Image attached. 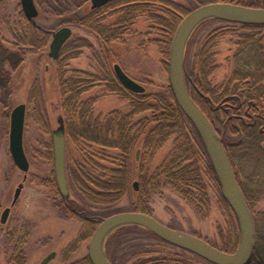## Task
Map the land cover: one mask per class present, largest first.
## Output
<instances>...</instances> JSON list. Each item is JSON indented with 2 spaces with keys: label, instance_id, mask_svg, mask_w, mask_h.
<instances>
[{
  "label": "rangeland",
  "instance_id": "1",
  "mask_svg": "<svg viewBox=\"0 0 264 264\" xmlns=\"http://www.w3.org/2000/svg\"><path fill=\"white\" fill-rule=\"evenodd\" d=\"M87 1L89 0H37L41 10V15L37 18L39 23L49 26L50 29L69 24L74 31V35L69 39L70 43H74L77 39L88 44L82 46L78 58L68 60L65 66L66 76L78 77L80 74L79 77L88 80L100 78L91 92L97 91L98 101L94 115L99 120L101 117L105 118L100 120L101 125H105L106 119L111 115L125 116L135 109L131 99L123 96V93L105 90L106 82L110 81L106 79L112 76L116 78L114 72L116 62L145 86L144 92L134 93H137L141 100L149 96L151 108L143 111L135 110L131 120L135 125L132 135H137V138L128 193L114 203L88 204L85 202L81 186L74 182L73 184L70 180L74 197L83 200L84 210L99 221L115 212L133 210L143 177L148 180L153 178L161 163L172 161L173 155L183 151L180 145L188 140L194 158L199 163L205 191L202 193L194 189L193 197L187 198L180 190L164 182L165 178L161 176L160 188L151 193L147 202L150 214L171 227L197 234L221 249L234 248L235 242L239 241L238 221L234 211L222 196L219 181L211 169L208 153L196 126L190 119L183 121L182 132L170 125L172 128L169 131L172 132L162 141L157 137L160 142H156L155 145L152 140H148L146 133L141 134L138 128L140 117L154 113V110L159 109L157 106L159 99L168 96L169 71L164 64L162 50L153 39L161 40V31L152 30L151 36L143 37L139 33V28H135L130 32L132 33L130 36L127 34L130 26L125 21L121 26L123 36L120 40H116L112 45L102 46L98 38L89 30L76 25L78 15L82 17L89 11L85 7ZM175 1L189 12L202 3L222 0ZM233 1L253 2L264 6V0ZM117 12L119 10L116 8L110 9L106 13L100 12L97 17L103 20L107 14L106 20L110 27L121 25L123 16L121 12ZM27 26L28 21L22 13L20 0H0V264H15L12 256L17 252L15 249L20 238L24 240L20 247L26 255V264H40L52 251L56 252V256L46 264H74L87 255L90 237L81 241L76 250L70 251L72 242L78 237L84 225L80 220L66 216L59 206L62 197L56 185L52 186L51 181L54 175V159L49 156V145L52 144L51 132L45 131L46 128L41 126L36 116L37 112L48 113L53 130L58 125L59 115L63 113L56 77L57 64L48 57L47 45L38 52L17 47L19 44L16 42V36ZM250 32L241 23L217 18L202 20L187 42L186 79L187 73L196 77L203 45L213 39L216 44L209 51L213 62L211 67L214 69L208 76V82L211 88L224 90L232 78L234 55L245 35ZM36 77H40L43 98L29 102L30 90ZM262 81L264 83V78ZM193 99L195 100L194 97ZM21 102L27 103L24 145L30 159V169L19 199L11 207L7 221L2 222V211L11 205L15 189L24 176V172L15 165L9 150L11 112L15 105ZM221 119H225L222 114ZM225 135L228 138L238 139V132L232 127H228ZM219 136L225 138L223 135L219 134ZM255 143L256 140L249 139L248 145H252L249 152L251 158L245 155V159L250 160L249 174L246 173V176L243 174V165L240 163L239 177L242 182V193L246 202L248 199L247 205L250 202L251 207L249 205L248 207L252 215H257L264 221V154L256 148ZM261 144L264 145V142ZM69 147L71 157L78 158V148L73 143H70ZM237 148L232 151L237 152ZM258 164L261 165L259 173L255 170ZM134 182H137V189L134 187ZM122 226L116 227L108 235L105 250L108 238ZM120 236L121 239L120 237L115 239L113 250L117 255V261H122L124 264H214L152 234L120 231Z\"/></svg>",
  "mask_w": 264,
  "mask_h": 264
},
{
  "label": "trees",
  "instance_id": "2",
  "mask_svg": "<svg viewBox=\"0 0 264 264\" xmlns=\"http://www.w3.org/2000/svg\"><path fill=\"white\" fill-rule=\"evenodd\" d=\"M222 1L234 2L233 0ZM236 3L260 6V4L253 2L244 3L238 1ZM111 7H121V10L117 13L124 12L130 19L144 17L148 22L147 29L149 30L146 36H151L152 30L161 31L162 39H153L158 44V48L162 50L164 64L168 69L171 42L178 24L183 16L188 13L187 10L175 0H113L104 8L108 9ZM97 12V10H89L85 15L79 17L78 21L86 29L97 35L102 46L112 45L116 40H120L123 35L117 29L106 25L103 22L105 18L103 20L98 18ZM242 26L251 32L245 35L234 55L232 78L224 90L220 91L211 88L208 82V76L214 69L211 67L213 62L209 51L216 44L213 39L208 40L203 45L199 72L196 77L187 73L191 95L211 119L217 132L225 137L223 141L241 187L242 182L239 177L238 164L241 163L243 165L242 170L245 176L246 173L249 174L250 160L247 161L245 159V155L250 157L249 152L252 148V145H248L249 139L256 140V148L264 154V145L261 144L264 142V83L262 81L264 78V25L242 24ZM38 30L33 23H30L22 31V35L19 36L20 43L26 46L32 44L38 46L36 42L37 36H40ZM149 38L151 39V37ZM82 46H88V44L82 41L75 45L70 43L68 45L69 48H67L69 53L64 59L60 60V65L66 66L68 60L79 56V51H74L73 49ZM62 62L64 63L62 64ZM60 70L57 81L63 113L59 117L63 119L66 129L67 164L70 176L73 177L70 180H72V183L74 182L81 186L86 203L94 205L114 203L125 196L130 189L131 166L134 160L133 151L137 138V135H132V129L135 125L131 123V120L134 117L135 110L143 111L151 108V103L149 104L150 101H148L149 96H146L145 99L142 98V100H145L142 101L137 96V93L125 88L117 78L113 77L105 90L123 93V96L131 99L135 109L125 116L111 115L109 119H106L105 125H101L99 124L100 120H105V118L101 117L99 120L94 115L98 96L89 98L84 96V92L89 90L91 85H84L83 89H80L77 84L79 80L76 77H66V71L64 75ZM99 79L97 77V80ZM32 91L29 102L32 100L38 101L40 97L41 99L43 98L41 86L38 82L34 84ZM68 92L69 94H67ZM159 100V105H157L159 109L154 110V113L140 117L138 127L141 134L146 133L148 140H152L154 145L169 136L168 134L172 132L169 131L172 128L170 125L177 127L182 132L183 121L185 119L189 120L176 101L170 85L168 87V96L161 97ZM221 114L224 116V120H222L223 118L221 119ZM36 116L41 126L46 128L45 131L47 133L52 132L51 119L48 113L37 112ZM247 119L250 121H247ZM228 127L237 130L238 139L228 138L225 135ZM157 137H160V141L157 140ZM187 141L180 145V147H183V151L173 155L172 161L161 163L153 178L148 180L143 177L142 183L140 182V185H142L137 191L133 210L150 213L147 202L151 193L158 191L157 189L160 188L161 176H164V182L180 190L187 198L193 197L194 189L202 193L205 191L199 163L194 158L191 146ZM70 143H73L78 148L77 161L75 157L70 155ZM157 145L160 146L159 144ZM49 147V156L54 159L53 145L51 144ZM234 148H237L238 151H232ZM72 160L74 161L71 163ZM260 166L258 164V168H255L258 173ZM211 169L216 176L212 164ZM53 177L52 180L56 182L54 175ZM52 186L55 185L52 184ZM244 193L246 195L245 190ZM64 197V200L59 204L64 214L80 220L84 225L78 237L71 244L70 251H73L78 248L81 241L93 234L100 221L86 212H79L75 209V206H83V200L75 198L72 190L68 196ZM248 205L251 207L250 202ZM253 217L255 221V244L250 264H264V221L259 219L257 215L253 214ZM118 230L108 238L106 243V253L116 264H124L122 261H117V255L113 250L115 239L118 237L121 239L120 231L122 233L139 231L152 234L164 240L150 229L137 224H127ZM12 238L14 237L12 236ZM21 242L23 243L22 240ZM21 242L16 246V254L12 256V261L15 264H26L27 262L26 255L20 247ZM238 242H235L234 248L223 247L222 249L233 251L236 249ZM74 264L93 263L87 255L80 261L74 262Z\"/></svg>",
  "mask_w": 264,
  "mask_h": 264
},
{
  "label": "water",
  "instance_id": "3",
  "mask_svg": "<svg viewBox=\"0 0 264 264\" xmlns=\"http://www.w3.org/2000/svg\"><path fill=\"white\" fill-rule=\"evenodd\" d=\"M112 0H91L92 7L102 6ZM26 18L35 21L39 8L35 0H20ZM206 18H217L241 24L264 25V6H251L230 1L205 2L190 10L178 24L169 52V82L180 108L196 126L203 139L211 164L219 181L224 200L234 211L239 227V243L232 251L223 250L205 238L171 227L150 213L128 210L112 213L102 219L93 232L88 256L93 264H116L107 255L105 242L108 235L118 226L127 224L142 225L168 243L190 251L214 264H250L255 244V221L242 193L229 153L223 139L219 136L211 119L190 94L185 66V50L188 39L196 26ZM71 26H62L53 31L49 55L57 58L61 48L72 36ZM117 78L122 85L133 92H144L145 86L131 77L119 63L114 64ZM26 103L21 102L12 109L10 117L9 150L15 165L24 172L23 180L15 189L12 204L21 193L30 159L25 150L24 130L26 123ZM55 174L61 194L69 193L66 173L67 139L66 129L61 117L51 132ZM139 151V150H138ZM135 189L138 188L134 182ZM10 206L4 208L1 221L6 222ZM56 255L50 252L40 264H46Z\"/></svg>",
  "mask_w": 264,
  "mask_h": 264
},
{
  "label": "flooded vegetation",
  "instance_id": "4",
  "mask_svg": "<svg viewBox=\"0 0 264 264\" xmlns=\"http://www.w3.org/2000/svg\"><path fill=\"white\" fill-rule=\"evenodd\" d=\"M36 1V4H37V0H35ZM113 1V0H112ZM111 2V1H110ZM110 2H108V3H110ZM108 3H106V4H104V5H102V6H98V7H92V4H91V0H89V1H87V3H86V10H97L98 12H97V16L100 14V12H107L108 10H110V9H115V8H108V9H106V8H104L106 5H108ZM21 5V4H20ZM37 6H38V8H39V5L37 4ZM22 8V7H21ZM116 9H118V10H121V7H117ZM39 15L37 16V18L41 15V10H40V8H39ZM22 13H23V11H22ZM24 14V13H23ZM113 14H116V13H113ZM112 14V15H113ZM24 16H25V14H24ZM79 17H80V15H78ZM122 16H123V19L121 20V25H113V26H111L112 28H115V29H117L118 31H119V33L120 34H122L121 33V26H122V23L123 22H125V21H127L128 23H129V28H128V35H130V36H132V33H130V32H132L133 30H135V28H139V33L140 34H142L143 35V37H145L146 35H147V33H148V29H147V22H146V19L144 18V17H136V18H132V19H130L129 18V16H126L125 14H124V12L122 13ZM26 17V16H25ZM106 17H108V15L106 14V16H105V19L103 20V22H105L106 23V25H108V26H110L109 25V23H108V21L106 20ZM37 18H36V20L35 21H31V20H29V19H27V21H28V25H30V23H33L39 30H38V34L40 35V36H37V44H38V46H36L35 44H32V45H29V46H26V45H24V44H21L20 43V40H19V36H21L22 34V31L24 30H22V31H20V33L16 36V42H17V44H19L17 47L19 48V49H28L30 52H38V51H40V50H43V48L47 45L48 46V57L49 58H52L53 60H55V62H56V64H57V66H56V77H57V80H58V74H59V70H60V67H61V70L60 71H62L63 73H64V75H65V66L64 65H60V60L61 59H64V57L69 53V52H66L67 51V48H69L68 47V45H70V41H69V39L71 38H69L68 40H67V42H65V44L63 45V47L61 48V50H60V53H59V55H58V57L57 58H53V57H51L50 55H49V52H50V43H51V40H52V38H53V31H55V30H57V29H59V28H61L62 26H66V25H68V26H71V25H69V24H65V25H62V26H60L59 28H57V29H54V28H52V29H50L49 28V26H45V25H42L41 23H39L38 21H37ZM76 25L78 26V27H80V28H84L85 29V27L84 26H82L81 24H80V22L78 21V17H77V19H76ZM28 27V26H27ZM72 27V26H71ZM42 30V31H41ZM72 30H73V27H72ZM87 30H89V29H87ZM90 31V30H89ZM93 35H95L96 37H97V35L94 33V32H92V31H90ZM74 35V31H73V33H72V36ZM123 35V34H122ZM98 38V37H97ZM41 40H42V43H41ZM77 40V39H76ZM75 40V42L74 43H72L73 45H75V44H77V43H79V41L77 40L76 41ZM40 43V44H39ZM81 48L82 47H76V48H74L73 50L74 51H79V56L81 55ZM79 56H77L76 58H78ZM73 59H75V58H73ZM64 62H62V64H63ZM116 63H118V62H116ZM120 64V63H119ZM121 65V64H120ZM47 69V68H46ZM114 72H115V70H114ZM116 74V73H115ZM79 76H80V74H79ZM77 77L76 76V78L79 80V82L77 83L78 84V87L80 88V89H83V87H84V85H87V84H89V85H91V88L89 89V90H87V91H85L84 92V96H85V98H89V97H97V91H95V92H91V89L94 87V86H97L96 84H97V77L96 78H94V79H91V80H88L87 78H83V77ZM67 77V76H66ZM114 76H112L111 78H108V79H106V81L107 80H109L110 79V81H107L106 82V84L107 85H109L110 83H111V79L113 78ZM132 77V76H131ZM40 78V77H39ZM38 77H36L35 78V80H34V82H33V86H34V84L36 83V82H38L39 83V85L41 86V80L39 79ZM116 78H117V76H116ZM118 79V78H117ZM119 80V79H118ZM58 82V81H57ZM121 83V82H120ZM122 84V83H121ZM106 85V86H107ZM33 86H32V89L30 90V95H29V99H30V97H31V95H32V90H33ZM41 88H42V86H41ZM126 88V87H125ZM128 89V88H127ZM42 92V91H41ZM133 92V91H132ZM43 94V93H42ZM29 99H28V101H29ZM26 103V102H25ZM96 106H97V103H96V105H95V110H96ZM26 113H27V103H26ZM27 116V115H26ZM66 155H67V153H66ZM66 173H67V180H68V187H69V193H71V181H70V179H71V176H70V173H69V168H68V164H67V157H66ZM27 175H28V172H27ZM54 176H55V179H56V174H55V167H54ZM52 178H54L53 176L51 177V181H52V184H54V185H56V188H57V190H58V193L61 195V197H62V200H64V196H68L69 195V193L67 194V195H63V194H61V192H60V190H59V187H58V183H57V179H56V182H54L53 180H52ZM23 187H24V185H23ZM23 187H22V189H23ZM22 191V190H21ZM19 199V198H18ZM17 199V200H18ZM61 200V201H62ZM13 201V200H12ZM17 202V201H16ZM15 202V203H16ZM14 203V204H15ZM61 203V202H60ZM59 203V204H60ZM83 203V202H82ZM14 204H12L11 203V205H10V212H11V207L14 205ZM75 209L76 210H78L79 212H86L85 210H84V207L82 206H75ZM4 210V209H3ZM10 212H9V214H10ZM87 213V212H86ZM9 216V215H8ZM8 219V218H7ZM95 219H97V218H95ZM97 221V220H96ZM98 226V225H97ZM96 226V227H97ZM96 229V228H95ZM95 231V230H94ZM92 236V235H91ZM91 236H90V238H91ZM20 241L18 242V244L21 242V238L19 239ZM23 242H24V240H22ZM21 244H22V242H21ZM87 255H88V253H87ZM86 255V256H87ZM56 256V255H55ZM81 260V259H80ZM80 260H78V261H80Z\"/></svg>",
  "mask_w": 264,
  "mask_h": 264
}]
</instances>
